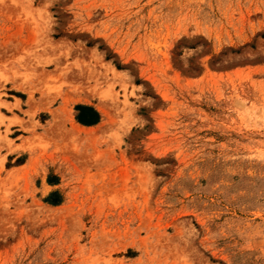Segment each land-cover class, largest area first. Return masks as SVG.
I'll list each match as a JSON object with an SVG mask.
<instances>
[{
  "label": "rangeland",
  "instance_id": "1",
  "mask_svg": "<svg viewBox=\"0 0 264 264\" xmlns=\"http://www.w3.org/2000/svg\"><path fill=\"white\" fill-rule=\"evenodd\" d=\"M0 264H264V0H0Z\"/></svg>",
  "mask_w": 264,
  "mask_h": 264
},
{
  "label": "trees",
  "instance_id": "2",
  "mask_svg": "<svg viewBox=\"0 0 264 264\" xmlns=\"http://www.w3.org/2000/svg\"><path fill=\"white\" fill-rule=\"evenodd\" d=\"M78 108L81 111L78 115L79 122L85 125H92L98 122L99 115L95 110H93L90 107H85V106H81Z\"/></svg>",
  "mask_w": 264,
  "mask_h": 264
},
{
  "label": "bare ground",
  "instance_id": "3",
  "mask_svg": "<svg viewBox=\"0 0 264 264\" xmlns=\"http://www.w3.org/2000/svg\"><path fill=\"white\" fill-rule=\"evenodd\" d=\"M79 130V129H78Z\"/></svg>",
  "mask_w": 264,
  "mask_h": 264
},
{
  "label": "crops",
  "instance_id": "4",
  "mask_svg": "<svg viewBox=\"0 0 264 264\" xmlns=\"http://www.w3.org/2000/svg\"><path fill=\"white\" fill-rule=\"evenodd\" d=\"M99 115V114H98Z\"/></svg>",
  "mask_w": 264,
  "mask_h": 264
}]
</instances>
